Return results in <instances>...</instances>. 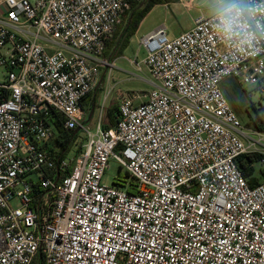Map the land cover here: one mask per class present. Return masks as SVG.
Wrapping results in <instances>:
<instances>
[{
    "label": "built area",
    "instance_id": "obj_1",
    "mask_svg": "<svg viewBox=\"0 0 264 264\" xmlns=\"http://www.w3.org/2000/svg\"><path fill=\"white\" fill-rule=\"evenodd\" d=\"M141 1L0 0V264H264V180L242 172L251 138L221 86L264 93V15L246 20L251 45L224 39L215 15L173 38L158 27L131 61L151 91L121 98L108 129L102 105L93 130L84 101ZM111 160L134 184L103 182Z\"/></svg>",
    "mask_w": 264,
    "mask_h": 264
},
{
    "label": "rangeland",
    "instance_id": "obj_2",
    "mask_svg": "<svg viewBox=\"0 0 264 264\" xmlns=\"http://www.w3.org/2000/svg\"><path fill=\"white\" fill-rule=\"evenodd\" d=\"M202 15L206 17L214 15L211 0H179L169 5L156 6L147 16L148 18L145 21L144 27L147 28L157 24L159 26L165 25L169 38H173L190 30L193 27L195 19ZM111 40L108 42L110 45ZM137 53L138 56H136ZM145 56L146 51L139 41L134 42L129 51L124 52L123 57L118 58V53L111 55L112 62L116 58L118 59L115 60L114 67H104L101 70L103 85L97 91L98 104L105 105V109L108 106H116L119 104V100L127 93L132 95L130 97L136 96V101L139 102L143 95L151 91L153 80L147 69L143 67L142 71H138L131 64V61H135V59L142 61ZM231 85L234 86V96L232 95L233 89L231 90L230 88ZM221 86L234 112L251 138L250 140L247 139L252 146L251 152L248 155L253 156L257 154L264 156V146L255 143V141H264V132L257 130L253 124V121L260 123L258 117L264 114V93L255 86L241 85L235 79L225 80ZM105 96L107 99H105ZM98 114L99 112L88 123L93 130H95L98 122ZM84 142L82 134L78 137L77 144L80 145ZM74 152L70 156H74ZM248 166L253 170V179L257 181L264 180V163L254 160ZM127 175L126 169L121 168L115 160H111L103 182L108 186L116 184L127 189L130 185L134 184L132 178L127 177Z\"/></svg>",
    "mask_w": 264,
    "mask_h": 264
},
{
    "label": "trees",
    "instance_id": "obj_3",
    "mask_svg": "<svg viewBox=\"0 0 264 264\" xmlns=\"http://www.w3.org/2000/svg\"><path fill=\"white\" fill-rule=\"evenodd\" d=\"M179 0H142L141 2H132L131 8L128 10L122 18V22L124 25H118L115 31L116 37H119V40L116 43V48L114 53H118L121 56L124 50L128 47L131 38L137 33L141 23L145 20V18L150 14V12L158 5H169L171 3H175ZM121 22V23H122ZM109 45V44H108ZM232 91V95L234 96V86H230ZM90 100L92 104H96V99L93 96V93L90 94L86 99ZM118 105L113 106L108 111V117L111 119V126L116 124V117L118 113ZM260 123L253 121V124L257 128V130L264 132V114L258 117ZM251 126V125H249ZM77 138V135L74 133L67 134L61 133L58 138L57 144L61 145L59 152L56 153L58 158H63L67 155V153L71 150L74 140ZM254 160H258L262 162L264 160V156L254 154L246 155L243 159L240 160V165L242 172L246 178H249L253 175L251 167L248 166L249 163ZM249 162V163H246ZM127 177H129L127 175ZM254 185L253 183H251Z\"/></svg>",
    "mask_w": 264,
    "mask_h": 264
},
{
    "label": "clouds",
    "instance_id": "obj_4",
    "mask_svg": "<svg viewBox=\"0 0 264 264\" xmlns=\"http://www.w3.org/2000/svg\"><path fill=\"white\" fill-rule=\"evenodd\" d=\"M211 6L218 20L216 28L224 39L234 40L238 36L242 44H253L256 37L248 31L246 20H254L256 13L264 15V11L259 8L241 7L236 0H211ZM259 26L257 22V27Z\"/></svg>",
    "mask_w": 264,
    "mask_h": 264
},
{
    "label": "crops",
    "instance_id": "obj_5",
    "mask_svg": "<svg viewBox=\"0 0 264 264\" xmlns=\"http://www.w3.org/2000/svg\"><path fill=\"white\" fill-rule=\"evenodd\" d=\"M147 18H148V17H146L145 20L141 23V25H140V27H139L137 33L131 38L129 45H128V47L124 50V52L129 51V49L131 48L132 44H133L134 42H136V41H139L140 44H141V40H142L144 37H146V36L149 35L150 33L154 32L158 27H160V26L157 24V25H151V26L145 28V27H144V24H145V21H146ZM121 25H124L123 22L121 23ZM175 37H177V36H175ZM118 40H119V37H116V34H114V36L112 37V40H111V42H110L111 45H110V44H109V45L107 44V50H106V53H105V57H106L108 60H110V61H111V55H112V54L114 53V51H115L116 43H117ZM109 52H110V53H109ZM124 52H123V54H122L121 56H119L118 58L123 57ZM108 53H109V55H108ZM136 56H138V53L136 54ZM118 58H116V59H118ZM116 59H115V60H116ZM115 60H114V62H113V63H114V66H115ZM102 85H103V79H102V77H101V75H100V80H99L98 86H97V88L95 89V91L93 92V96H94V98L96 99V104H92V102H91L90 100H86V101H84L85 109H86V112H87V117H86V122H87V123H89V122L92 120V118L94 117V115H95L97 112H99V114H98V118H99V116H100L101 109H102V108H101L102 105H101V104H98V102H97V100H98V99H97V98H98L97 91H98L99 88H102ZM124 96H132V95L129 94V93H127V94L124 95ZM105 99H106V96H105ZM119 101H120V100H119ZM104 107H105V105H104ZM111 107H112V106H111ZM111 107L108 106L107 109L104 108V110H103L102 119H101V124H102V127L105 128V129L110 128L111 125H112V124H111V119L108 117V111H109V109H110ZM90 117H91V118H90ZM87 119H89V120H87ZM253 177H254V176L252 175V176H250L248 179H249L250 182L253 183L254 185H255V184H258L259 182H261V181H257V180H255V179H253Z\"/></svg>",
    "mask_w": 264,
    "mask_h": 264
},
{
    "label": "flooded vegetation",
    "instance_id": "obj_6",
    "mask_svg": "<svg viewBox=\"0 0 264 264\" xmlns=\"http://www.w3.org/2000/svg\"><path fill=\"white\" fill-rule=\"evenodd\" d=\"M74 134H75V135H79V131H75Z\"/></svg>",
    "mask_w": 264,
    "mask_h": 264
},
{
    "label": "water",
    "instance_id": "obj_7",
    "mask_svg": "<svg viewBox=\"0 0 264 264\" xmlns=\"http://www.w3.org/2000/svg\"><path fill=\"white\" fill-rule=\"evenodd\" d=\"M91 118V117H90Z\"/></svg>",
    "mask_w": 264,
    "mask_h": 264
}]
</instances>
